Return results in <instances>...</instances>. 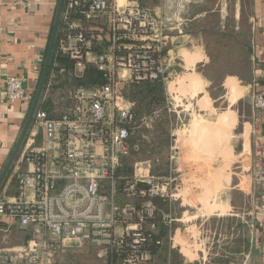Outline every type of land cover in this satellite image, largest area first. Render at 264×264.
Masks as SVG:
<instances>
[{"label": "crops", "instance_id": "0c3cea01", "mask_svg": "<svg viewBox=\"0 0 264 264\" xmlns=\"http://www.w3.org/2000/svg\"><path fill=\"white\" fill-rule=\"evenodd\" d=\"M23 1L29 6L0 0V174L29 111L26 103L6 101V79L23 75V86L35 94L58 3ZM141 3L154 13L162 10V0ZM186 17L185 33L171 36L165 47L162 83L173 136L167 164L139 158L133 171L171 177L162 221L168 250L176 248L184 263L264 264V225L253 215L260 188L253 176L255 144L264 145V110L252 104L264 83V0H203L190 5ZM92 27L101 30L97 21ZM23 145L10 166L14 176L31 169L20 160ZM154 166L165 169L157 174ZM16 193L8 179L0 195ZM114 199L134 201L121 192ZM154 229L159 232V225ZM115 232H123L122 223ZM26 238L15 221L0 219V246ZM150 264L165 263L155 257Z\"/></svg>", "mask_w": 264, "mask_h": 264}, {"label": "built area", "instance_id": "2783aa9c", "mask_svg": "<svg viewBox=\"0 0 264 264\" xmlns=\"http://www.w3.org/2000/svg\"><path fill=\"white\" fill-rule=\"evenodd\" d=\"M201 2L162 0L161 12L154 13L140 0H64L60 17L73 31L59 41V50L73 60L74 74L90 63L97 80L68 89L61 98L67 104L57 117L37 104L20 155L31 169L16 172L15 196L0 197V219L15 221L27 238L18 246H0V264H57L76 243L96 244L103 255L126 246V264L153 259L146 243L154 224L145 227L143 221L156 210L149 197L169 196L172 179L139 170L118 185L136 124L123 88L134 81H163L169 38L185 33L189 6ZM14 4L29 6L23 0ZM88 20L99 22L101 30L88 29ZM23 80L20 74L6 79L8 103L31 106L34 92ZM252 104L264 110V83L255 88ZM255 149L259 163L253 176L260 188L253 215L264 225V145L256 143ZM117 192L148 199L139 206L117 204ZM116 223L123 225L121 234L115 232Z\"/></svg>", "mask_w": 264, "mask_h": 264}, {"label": "trees", "instance_id": "16d2710c", "mask_svg": "<svg viewBox=\"0 0 264 264\" xmlns=\"http://www.w3.org/2000/svg\"><path fill=\"white\" fill-rule=\"evenodd\" d=\"M76 16L78 15L70 14V17ZM94 22V20H88L86 22V27L89 26L88 29L91 31L93 30L92 25ZM71 31H73V28H70L68 22L61 16L59 18L45 82L38 102V107L45 110L50 117H57L67 104L61 98L68 89L77 84H91L97 80L92 64L88 63L81 74H74L73 60L60 52L59 41ZM123 92L132 104V112L135 115L136 124L134 128L130 129L128 138L130 145L129 154L122 160L118 171L119 176H122L121 173L125 175L121 179L131 176L130 172L133 170V163L139 158L151 160L159 158L162 162L161 164L166 165V154L170 140L173 137L170 134L171 121L166 114V110L162 111L158 116L154 115L157 106L165 107V94L162 80L134 81L126 85L123 88ZM143 119H146L145 126H142L139 122ZM31 125L32 121L29 129ZM156 168L157 166H154L152 171L157 172L155 171ZM8 179L11 186L17 187V181L12 174V167L8 169L4 181L0 185V193L2 186ZM120 183L121 181L118 183L119 186ZM0 197L2 196L0 195ZM146 199L148 197L141 198L133 196V202L137 206ZM149 199L156 206V210L153 216L144 218V226L147 227L151 223L154 224V227L159 225L160 229L159 232H156L155 229L147 232V234H151V240L146 243V248L153 253V259L147 264L153 262L155 257L165 264L167 262L168 264H186L183 262L182 256L176 248L170 249V251L168 250L167 228L163 224L162 217L163 212L168 211L170 203L161 196H152ZM145 230L150 229L146 228ZM156 240H160L161 242L157 244ZM127 250L126 246L122 248L115 247L112 250H107L104 256L110 264H126L123 262V257Z\"/></svg>", "mask_w": 264, "mask_h": 264}, {"label": "water", "instance_id": "95a60500", "mask_svg": "<svg viewBox=\"0 0 264 264\" xmlns=\"http://www.w3.org/2000/svg\"><path fill=\"white\" fill-rule=\"evenodd\" d=\"M63 3L64 0H58L57 3V9H56V13H55V17H54V22H53V27H52V31H51V35L49 38V42H48V47H47V51H46V55H45V59H44V63H43V67H42V71L40 74V79L34 94V98L33 101L31 103V106L29 108L27 117L25 119L24 125L22 127L21 133L16 141V144L9 156V159L5 165V167L3 168L1 174H0V185L8 171V169L10 168L13 160L15 159L16 155L19 152V149L23 143L24 137L29 129V126L31 124L32 118H33V114L35 111V108L37 107L38 101L40 99L41 96V92H42V88L45 82V78H46V73L48 70V66H49V61H50V57H51V53H52V49H53V44L55 41V36H56V31H57V27H58V23H59V18H60V13L63 7Z\"/></svg>", "mask_w": 264, "mask_h": 264}, {"label": "rangeland", "instance_id": "374dc122", "mask_svg": "<svg viewBox=\"0 0 264 264\" xmlns=\"http://www.w3.org/2000/svg\"><path fill=\"white\" fill-rule=\"evenodd\" d=\"M142 2V0H140ZM165 105V104H164ZM168 111V106L165 105V107L157 106L156 110L157 115L162 113V111ZM142 126L146 125V119H143L142 121H139ZM141 126V125H140ZM32 129V125L30 127ZM134 165V164H133ZM163 167H157L155 171H162ZM134 171L132 170L130 172V175L132 176ZM157 173V172H155ZM158 174V173H157ZM122 176H125L121 173ZM127 178L119 179V182L127 180ZM125 198V197H124ZM73 245L70 247V249L66 250L65 253L60 255L58 257L57 264H110L107 259H105V256L99 249V247L96 244L93 243H82L81 245ZM77 246V247H75ZM73 255V257H72Z\"/></svg>", "mask_w": 264, "mask_h": 264}]
</instances>
